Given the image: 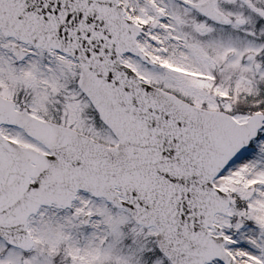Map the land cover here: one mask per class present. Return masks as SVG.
Wrapping results in <instances>:
<instances>
[{
  "label": "snow or ice",
  "instance_id": "6c2138e0",
  "mask_svg": "<svg viewBox=\"0 0 264 264\" xmlns=\"http://www.w3.org/2000/svg\"><path fill=\"white\" fill-rule=\"evenodd\" d=\"M0 264H264V0H0Z\"/></svg>",
  "mask_w": 264,
  "mask_h": 264
}]
</instances>
